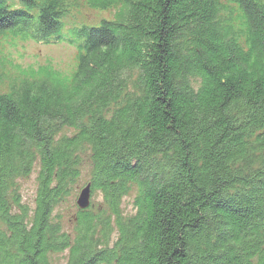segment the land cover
I'll return each instance as SVG.
<instances>
[{"label": "trees", "instance_id": "16d2710c", "mask_svg": "<svg viewBox=\"0 0 264 264\" xmlns=\"http://www.w3.org/2000/svg\"><path fill=\"white\" fill-rule=\"evenodd\" d=\"M86 2L121 7L112 21L68 31L70 75L0 54V218L11 230L0 233V264H50L64 251L65 264H264V5ZM66 9V0H0V36H58ZM63 127L75 133L58 137ZM85 149L101 199L77 211L71 235L50 214ZM36 161L26 231L4 194Z\"/></svg>", "mask_w": 264, "mask_h": 264}, {"label": "rangeland", "instance_id": "374dc122", "mask_svg": "<svg viewBox=\"0 0 264 264\" xmlns=\"http://www.w3.org/2000/svg\"><path fill=\"white\" fill-rule=\"evenodd\" d=\"M264 5V0H257ZM16 3V2H15ZM67 13L63 18V28L60 36H52L48 40L38 38L21 39L18 36L2 35L0 36V54L9 57L7 60L11 65L38 66L44 64L52 65L62 74H69L76 66L75 48L69 45L65 40L66 33L74 27L81 26H99L101 20H112L114 14L121 7V4H110L107 8H90L86 0H67ZM116 6V7H114ZM3 74L13 76L14 71L11 68L2 69ZM7 86V81L3 83V88ZM75 129L63 127L58 133V137L71 136ZM82 164L80 173L74 184L70 187L69 195L65 196L57 203L51 214L50 220L53 224H58L61 231L73 235L74 223L73 217L78 211L76 198L80 189L88 182L91 172V164L88 158L87 149L80 151ZM39 169L38 161L32 167V171L27 176L14 178L13 184L17 187V193L23 203H27V209H33V198L37 189L36 176ZM136 187L131 186L129 193L121 198V210L124 215L135 213L133 199L136 195ZM101 199L99 193L91 196V204L96 205ZM115 236H113V239ZM67 260V251L49 256L50 264H65Z\"/></svg>", "mask_w": 264, "mask_h": 264}, {"label": "flooded vegetation", "instance_id": "af4514ba", "mask_svg": "<svg viewBox=\"0 0 264 264\" xmlns=\"http://www.w3.org/2000/svg\"><path fill=\"white\" fill-rule=\"evenodd\" d=\"M18 198V203L14 204L13 198L14 197ZM4 198L7 203V215L11 217H22L23 223L25 224L26 231L30 228L31 220L30 216L24 217V211L27 210V203H23L20 199V195L17 193V187L16 185L13 184V178L12 181H10L7 185L6 192L4 194ZM36 201V193L33 198V205H35ZM0 233L7 235L11 233L10 228L5 222V219L0 218Z\"/></svg>", "mask_w": 264, "mask_h": 264}, {"label": "water", "instance_id": "95a60500", "mask_svg": "<svg viewBox=\"0 0 264 264\" xmlns=\"http://www.w3.org/2000/svg\"><path fill=\"white\" fill-rule=\"evenodd\" d=\"M76 206L79 210H85L91 205V184L86 183L79 191L76 198Z\"/></svg>", "mask_w": 264, "mask_h": 264}]
</instances>
